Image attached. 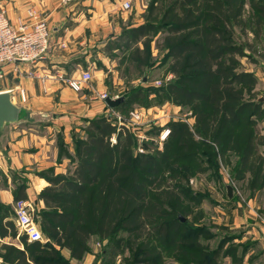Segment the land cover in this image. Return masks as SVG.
Here are the masks:
<instances>
[{"label": "trees", "instance_id": "16d2710c", "mask_svg": "<svg viewBox=\"0 0 264 264\" xmlns=\"http://www.w3.org/2000/svg\"><path fill=\"white\" fill-rule=\"evenodd\" d=\"M244 1L150 2L146 22L125 32L128 43L142 39L143 48L134 49L130 60L139 69L148 66L149 37L164 35L166 73L172 79L151 90L159 102L191 111L192 129L171 123L162 151L137 153V140L129 128L116 127L104 116L86 120L84 137L73 139V154L62 142L59 145V158L70 163L66 173L38 174L48 185L37 196L44 209L34 221L47 242H27L22 235L17 239L13 210L0 205V239H17L22 247L2 244L3 264H69L62 250L71 260L81 261L92 238L106 242L107 249L124 246L128 256L123 264H162L164 259L218 264L222 256L234 255L232 247L223 251L226 240L214 250L202 243L214 236L207 237L204 226L189 222L194 213L187 202L195 195L180 184L176 170L180 163L194 164L193 159H207L213 165L220 160L230 167L231 158L235 180L248 176L251 190L264 188V158L259 151L264 137L256 127L264 110L252 100L254 74L240 65L245 52L251 51L241 38L247 28ZM250 5L249 25L258 40L264 30V0H251ZM147 96L136 90L113 110L124 113L130 104H147ZM172 166L175 171L165 178ZM24 199V187H17L14 201ZM121 234L125 239L118 238Z\"/></svg>", "mask_w": 264, "mask_h": 264}, {"label": "rangeland", "instance_id": "374dc122", "mask_svg": "<svg viewBox=\"0 0 264 264\" xmlns=\"http://www.w3.org/2000/svg\"><path fill=\"white\" fill-rule=\"evenodd\" d=\"M150 2L152 0H122L119 9L120 20H122V16L125 20L120 26V34L108 39L101 50L90 49L87 51L86 54L91 55V58H87L88 61L83 63L82 68L87 65L88 67H85L86 70L80 69L88 71L92 76H95L94 82L98 80L106 87L104 94L95 96V99L101 102H103L102 95H106L112 100L119 98L125 100L136 90H143L145 95H148L147 104L134 103L128 105L124 113L111 109L99 115L106 117L108 122L116 127L122 124L117 120L120 118L123 125L135 134L138 144L136 152L139 153L162 151L164 144L169 141L171 123L187 124L191 129L194 125L191 111L166 100L159 102L152 93V88L161 87L169 79H172V75L166 73L168 62H165V50L162 48L164 35L158 34L149 37L151 42L148 66L139 69L136 63L133 64L130 60L134 49L143 48L142 39L140 38L135 43H128L125 32L146 22ZM244 2L243 18L247 21V28L245 35H242L239 29L236 30V33L239 36L242 35V40H246L250 44L251 51L245 52L247 55L240 59V65L243 71L249 73L256 74L258 71H263V74L259 73V76L264 77V30L259 39H255L253 27L249 25L251 21L249 16L253 15L251 0ZM124 3L129 4L128 8H123ZM256 85L252 91L254 94L252 100L259 101L264 110V102L260 100L264 93L257 94ZM80 92L82 89L76 93ZM20 120H24L23 117ZM263 121L264 114L257 119L256 123L257 130L262 137L264 135L259 130L263 126ZM81 126H83L82 134L72 133V148L75 137H84L83 128L86 126V120ZM191 131L193 132V130ZM165 132H168L167 136H160ZM110 141L114 143L115 137L112 136ZM66 150L68 149L66 148ZM259 151L264 158V146ZM192 162L194 164L180 163L176 171L180 172V178H178L180 184L189 188L191 194L195 195L194 199L189 197L187 202L194 213V219L189 222L193 226H204L203 228L207 230L205 234L207 237L214 236L211 240L209 238L202 240V243L214 250L222 241L226 240L227 243L223 251L227 248H234L232 253L234 255L222 256L218 264H264V247L261 241H258L261 238L264 240L262 228L264 227V188L251 190L247 182L248 176L244 180H235L231 174V169L234 167V161L231 158L230 167L220 160L215 162V165L209 164L210 161L207 159H193ZM173 171H175V167H169L164 177L168 178ZM230 189L231 193L228 194ZM37 214L36 209L32 210L33 219ZM252 228L259 235V239L256 235H252ZM261 228L262 232H260ZM252 236H254V240H252ZM125 237L124 234L118 236L119 239H125ZM15 241L17 243V240H14L11 244H16ZM106 244V242L99 243L96 238H92L89 241V251L86 257L84 260L78 261L77 264H84L86 258L90 259L88 264H123V258L128 256L126 248L121 246L107 249ZM104 249H107L105 255H103ZM162 262V264H177L171 259H164Z\"/></svg>", "mask_w": 264, "mask_h": 264}, {"label": "crops", "instance_id": "0c3cea01", "mask_svg": "<svg viewBox=\"0 0 264 264\" xmlns=\"http://www.w3.org/2000/svg\"><path fill=\"white\" fill-rule=\"evenodd\" d=\"M121 4L122 0H79L61 7L58 0H0V10L13 27L32 22L28 13H35L46 21L50 34V49L44 60L35 65L8 66L0 78V94H9L11 102L23 111L20 119H24L0 128V205L12 209L16 188L24 187V200L32 210L41 212L44 205L37 196L48 184L38 174L47 170L54 175L65 174L70 163L66 157L59 158L60 143L72 153V133L82 134L85 120L111 110L105 101L95 99L106 92L103 83L94 82L95 76L91 75L80 93L71 90L64 80L79 79L88 72L80 70H86L83 63L91 58L87 51L101 50L108 39L120 34L125 20L123 16L120 20ZM259 73L263 71L254 73L257 94L264 93V77ZM260 100L264 102V95ZM259 131L264 135V123ZM255 232L252 228V235L259 239ZM13 241L9 237L0 239V246ZM258 241L264 247V240ZM12 245L22 249L18 240ZM62 255L69 264L78 263L69 258L67 250H62ZM88 262L86 258L84 264Z\"/></svg>", "mask_w": 264, "mask_h": 264}, {"label": "built area", "instance_id": "2783aa9c", "mask_svg": "<svg viewBox=\"0 0 264 264\" xmlns=\"http://www.w3.org/2000/svg\"><path fill=\"white\" fill-rule=\"evenodd\" d=\"M77 1L79 0H58L61 7ZM128 6V3L123 4V8H128ZM28 16L33 19L32 22H20L16 27H13L7 20L4 10H0V78L3 77L6 67L19 64L35 65L44 60L49 53L50 34L46 21L39 19L35 13H28ZM64 81L71 90L78 92L83 88V85L91 81V74L83 72L79 79ZM21 98L25 101L22 93ZM101 98L104 101L108 97L102 95ZM117 120L122 123L121 126H125L120 118ZM167 133H162L160 136L165 137ZM12 210L18 233L25 236L27 242H47L33 219L32 209L28 202L16 201Z\"/></svg>", "mask_w": 264, "mask_h": 264}, {"label": "water", "instance_id": "95a60500", "mask_svg": "<svg viewBox=\"0 0 264 264\" xmlns=\"http://www.w3.org/2000/svg\"><path fill=\"white\" fill-rule=\"evenodd\" d=\"M123 101V98L116 100L107 98L105 103L110 109H114ZM22 114L23 111L11 102L9 94H0V128L4 124H10L19 121ZM229 193H231V189L228 191V194ZM179 218L181 221H183L181 217Z\"/></svg>", "mask_w": 264, "mask_h": 264}]
</instances>
